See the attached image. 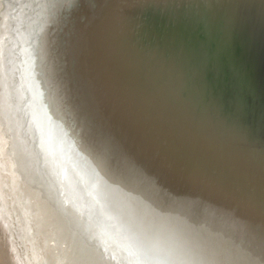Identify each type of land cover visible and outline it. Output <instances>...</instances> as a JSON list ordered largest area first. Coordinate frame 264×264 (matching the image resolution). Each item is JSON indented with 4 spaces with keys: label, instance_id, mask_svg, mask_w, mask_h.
Here are the masks:
<instances>
[{
    "label": "bare ground",
    "instance_id": "6f19581e",
    "mask_svg": "<svg viewBox=\"0 0 264 264\" xmlns=\"http://www.w3.org/2000/svg\"><path fill=\"white\" fill-rule=\"evenodd\" d=\"M68 1L62 3L65 12L55 15L59 27L54 24L49 35L33 37L39 52L41 40L48 43L51 36L48 89L54 100L49 113L56 117L45 119L48 131L43 130L38 150L43 149L44 164L51 163L48 178L54 196L62 200V216L66 219L68 210L74 213L76 233H84L79 252L95 264H264V152L256 146L250 155L247 145L237 157L230 142L224 158L211 149L226 131L225 124L240 122L239 103L235 97L227 107L222 91L217 95L213 89L217 81L208 57L218 50L207 53L204 46H188L189 31L195 35L208 11L205 5L216 10L226 4L206 0L195 10L181 0L171 9L173 1L156 0L166 4L167 15L157 7L154 23L146 22L145 38H139L143 0ZM235 2L228 0L218 26L230 22L226 16L235 17ZM21 5L0 19V30H7L17 16L21 20L15 28L21 37L15 35L14 44L13 35L0 31V116L12 121L17 141H31L29 130L22 127L25 111L33 105L12 99L19 103V122L9 98V80L18 67L22 79H38L31 72L32 23L26 16L30 3ZM46 26L42 23L36 30ZM55 29L60 30L58 57L52 54ZM224 32L220 39L228 44L230 36ZM55 129L59 134H51ZM185 143L199 154L214 155L226 163L224 168L236 166L241 172L227 182L214 163L195 166ZM231 180L236 187L229 188L233 193L228 195ZM107 197L110 208L121 205L126 222L118 219L116 209L106 207ZM25 201L30 210H44L29 196ZM39 216L44 222V215Z\"/></svg>",
    "mask_w": 264,
    "mask_h": 264
},
{
    "label": "water",
    "instance_id": "95a60500",
    "mask_svg": "<svg viewBox=\"0 0 264 264\" xmlns=\"http://www.w3.org/2000/svg\"><path fill=\"white\" fill-rule=\"evenodd\" d=\"M27 1L30 5L27 10L28 12H26V16H28V18L31 17L32 23L28 31V36L30 35L32 38V52L34 53V63L31 66V72L36 74L38 79H26L30 89H25V84L22 82L21 71L16 65L14 56V63L18 69L16 73H12L9 80L10 107L14 117L17 121L21 122V117L19 116L17 108L19 103L15 104L12 99L21 100V104L22 102L23 104L31 102L33 105L29 112L25 111L27 122L22 127V129L26 128L29 130L28 136L31 137V141L27 139L17 141L18 138H15V136L19 137V134L15 131L12 121H6L3 116H0V166H2V170L4 166L8 167V172L4 174L1 173L2 170L0 169V184H3L2 186L6 188V190H4L5 195L2 196L0 191V201L3 206V209L0 208V257L1 259L4 258L7 261H11L13 252L10 251V249L12 248L13 251L15 250L17 252L18 247H20L25 252V258L21 264H95L88 261L83 251L81 253L79 252L80 237L84 233H76L74 213L68 210V216H65L67 220L62 216V200H58L57 194L54 196V188L51 187L52 183L48 178L49 171L51 170V163L44 164L41 155L43 149L38 150L41 148L40 138L43 134V130L46 129L48 131V127L45 125V119L53 121V118L56 117L49 113L50 108H52L51 101L54 100L53 98L50 100V88L48 89L50 85L49 74L52 70V68H49V63L52 60L51 55L49 56L51 36L48 43L47 39L45 42L43 39L41 40L42 46L39 52H36L37 42L33 36L41 34V38V36L44 37L46 34L49 35V32L54 28V24L57 29L59 26L54 21L55 15L58 16L64 13L66 7L62 3L69 1L0 0V19H3L8 11L11 14L14 13L15 6L21 8L22 2L27 3ZM143 1L144 2L140 4L139 12V16L141 15V19L139 20V38H143V36L145 38V23H154L157 7L161 6L163 14L167 15L166 4H159L156 0H151L152 2L148 0ZM171 1H173L172 9L181 0ZM205 1L206 0H185L187 7L191 5L195 10L196 7H198V9L201 8ZM222 1L226 4L223 9L217 8L215 10L210 5H205L204 8L208 9V11L203 13L204 16L201 17V25L196 29L195 35H193L194 31H189V39L191 41L188 42V46L190 45V48H193V46L196 48L198 45V49L204 46L207 53H214L216 49L218 50V52L215 53L217 59L213 61L215 54H210L208 57L211 61L209 63H213L212 72H215L212 76V79H214L213 82L217 81L216 87H213V89L216 90L215 94L219 95V92L222 91L224 103H226L229 108V103L232 102L235 97L238 99V108L241 115L240 122L225 124L226 131L223 132L221 138L216 142V145L211 148L216 153L218 151L220 156L226 158L228 156L226 147L230 142L232 143V147L234 144L236 147L232 153L234 156L242 152L247 145H249L250 148V155L254 152V147L256 148V146L258 152H264V0H236L234 9L238 11H236L235 17L230 18V16H226V18L230 19V22H225L224 20L221 25L218 26L226 15L224 11L227 8L228 0ZM169 2L170 0H167L168 4ZM133 4L136 5L135 2H133ZM42 19H44L42 23L46 22L47 26L37 31L36 29L38 27H42V23H39ZM52 19L53 25L51 24ZM15 20L12 19L8 22L9 28L7 30L5 27L0 30H4L5 33L7 32L14 36L13 44L15 35L21 37V33L15 34V28L19 27L17 22L19 20L21 23V20L18 16ZM1 21L0 28L3 27ZM56 29L52 38V42H56V47L54 48L55 53L52 51L54 57H56L55 55L58 57L61 43L59 35L60 30L57 31ZM224 30L225 32L227 31L230 36L228 44L220 39ZM141 42L142 46H144L143 39H141ZM124 43L130 52V44L128 42ZM226 45L225 53L222 49ZM46 49L47 52L45 53ZM46 57H48V59H46ZM209 63L206 64L207 67ZM20 86L25 92L21 91ZM32 87H34L33 92ZM229 110H227L226 115ZM58 113L59 111H57V114ZM51 134L56 135L59 134V132L55 129V131H51ZM9 135L14 136L11 138V140L15 142L12 143L15 153L14 156H11L10 148H12V146L9 145L7 141ZM186 137L187 136L184 135L185 140ZM30 142L32 143L31 146L28 144ZM184 146L191 151V157L195 162V166L203 165L205 162L214 163L219 167L220 171L222 170L221 175L227 182L239 171L236 169V166H234V169L230 167L224 168L226 163L222 165V161L218 160V158H214V155L211 156L209 153L199 154V151L197 153L196 149L194 150V148L188 146L187 143H185ZM4 151L5 154L3 153ZM233 159L235 160V157ZM224 161L225 159H223V162ZM86 167L87 165L85 164L83 166L84 170H86ZM69 179L71 180V187H73V178ZM235 187V180H231L225 189L226 194L231 195L233 191L229 188L234 190ZM25 196L33 198L36 207L39 204L43 205L44 210L41 208H37L35 211L30 210L25 201ZM107 202H109L108 197L106 199V207L111 210L112 208L116 209L117 211L115 213L118 219L122 222H126L123 218L121 205L119 203L112 204V208H110V204H107ZM59 205L61 206L59 207ZM232 209L233 205L229 206V212L233 213L234 216L235 210ZM58 213L59 217L56 221L53 218ZM39 214L44 215V222H41L42 220ZM230 221L234 224L232 219H230ZM54 222L56 226H53ZM66 222H68V224ZM174 225L175 222H173L172 230ZM240 226H237V231L239 237L243 238V230H240ZM130 238L132 242L135 241L134 237ZM126 241L129 242L130 240L126 239ZM250 243L252 244V242ZM252 246L255 245L252 244ZM263 248L264 246H262L261 249ZM90 253L93 254V252ZM98 258L101 261V253ZM25 259H27L26 262Z\"/></svg>",
    "mask_w": 264,
    "mask_h": 264
},
{
    "label": "rangeland",
    "instance_id": "374dc122",
    "mask_svg": "<svg viewBox=\"0 0 264 264\" xmlns=\"http://www.w3.org/2000/svg\"><path fill=\"white\" fill-rule=\"evenodd\" d=\"M22 82L25 84L24 86H25V89H30V87H29V84L26 82V80H24V79H22ZM34 91V87H32V92ZM11 141V140H10ZM6 143V142H5ZM12 143H15L13 140H12ZM12 143H11V146H12ZM11 149V148H10ZM10 151V150H9ZM11 156H14V150H13V146H12V149H11ZM3 153H5V151L3 152ZM1 170H2V168H0ZM6 169H8V167H4V169H3V171L5 170L6 171ZM1 172L2 174H4V173H6L5 171L4 172ZM8 171V170H7ZM14 179V178H13ZM3 185V184H2ZM1 184H0V191H1V195L3 196V195H5L4 194V190H6V188H5V186L3 187ZM0 195V196H1ZM3 200V199H2ZM3 206H2V202L0 201V208H2ZM3 209V208H2ZM10 251H12L13 253H12V255H11V258H12V260L11 261H7V260H5L4 258L3 259H1V257H0V264H21V262L24 260V256H25V252L20 248V247H18V250H17V252L14 250L13 251V249L11 248L10 249ZM27 261V259H25V262Z\"/></svg>",
    "mask_w": 264,
    "mask_h": 264
}]
</instances>
